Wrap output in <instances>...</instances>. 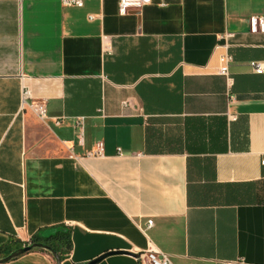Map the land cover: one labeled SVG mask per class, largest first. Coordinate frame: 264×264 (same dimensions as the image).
I'll list each match as a JSON object with an SVG mask.
<instances>
[{
  "label": "crops",
  "instance_id": "0c3cea01",
  "mask_svg": "<svg viewBox=\"0 0 264 264\" xmlns=\"http://www.w3.org/2000/svg\"><path fill=\"white\" fill-rule=\"evenodd\" d=\"M262 14L264 0L126 15L119 0H0V247L61 225V264H144L152 247L174 264H264ZM5 264L57 263L33 249Z\"/></svg>",
  "mask_w": 264,
  "mask_h": 264
},
{
  "label": "built area",
  "instance_id": "2783aa9c",
  "mask_svg": "<svg viewBox=\"0 0 264 264\" xmlns=\"http://www.w3.org/2000/svg\"><path fill=\"white\" fill-rule=\"evenodd\" d=\"M65 5H77L82 6L83 0H62ZM152 0H119V13L121 15H126L134 10H141L144 6L151 3ZM249 27L252 33L261 32L264 34V14L253 15L249 19ZM233 33H225L222 35L224 38H232ZM232 62V57L230 54L225 53L221 56V65L219 67V74L224 76L229 84L233 82V78L230 72V64ZM251 67L256 73H264V62L263 61H251ZM25 95H29L28 92ZM31 109L36 113V115L45 120L47 115L46 101L36 100L30 104ZM56 123L60 124V117L56 118ZM82 119H80L76 126L82 127ZM103 153V144H99L96 154ZM92 154V153H91ZM262 165L264 167V158L262 159ZM154 224L152 219L147 221V226L151 227ZM144 260V264H174L172 261V256L168 253L161 251L158 248L152 247L150 250L146 251L141 255Z\"/></svg>",
  "mask_w": 264,
  "mask_h": 264
},
{
  "label": "trees",
  "instance_id": "16d2710c",
  "mask_svg": "<svg viewBox=\"0 0 264 264\" xmlns=\"http://www.w3.org/2000/svg\"><path fill=\"white\" fill-rule=\"evenodd\" d=\"M30 243H43L54 249L64 260L73 249L72 232L65 226L52 227L48 233L39 231L34 234L29 242H23L21 240H11L10 243L0 247V258L9 255L14 250H17L23 246H27ZM50 253L45 249L38 248Z\"/></svg>",
  "mask_w": 264,
  "mask_h": 264
},
{
  "label": "water",
  "instance_id": "95a60500",
  "mask_svg": "<svg viewBox=\"0 0 264 264\" xmlns=\"http://www.w3.org/2000/svg\"><path fill=\"white\" fill-rule=\"evenodd\" d=\"M38 248L45 249V250L49 251L52 254V256L54 257V259L56 260V263L61 264V262H62L61 256L54 249H52L50 246L43 244V243H30L27 246H23L17 250H14L9 255L0 258V264L8 263V262L18 258L19 256H21V255H23V254H25V253L33 250V249H38ZM113 252H108V253L104 254L103 256H101L100 258H102L106 255L112 254Z\"/></svg>",
  "mask_w": 264,
  "mask_h": 264
}]
</instances>
